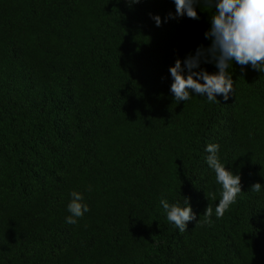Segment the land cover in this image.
Segmentation results:
<instances>
[{"label":"trees","instance_id":"obj_1","mask_svg":"<svg viewBox=\"0 0 264 264\" xmlns=\"http://www.w3.org/2000/svg\"><path fill=\"white\" fill-rule=\"evenodd\" d=\"M197 12L157 27L173 0H0V264H264V73L234 63L228 101L177 104L170 66L209 44ZM208 144L241 176L220 219ZM72 191L90 211L67 224ZM162 197L199 222L180 233Z\"/></svg>","mask_w":264,"mask_h":264},{"label":"clouds","instance_id":"obj_2","mask_svg":"<svg viewBox=\"0 0 264 264\" xmlns=\"http://www.w3.org/2000/svg\"><path fill=\"white\" fill-rule=\"evenodd\" d=\"M140 2L128 0L129 6ZM173 3L175 13H169L163 21L159 15L152 16L157 27L162 22L178 17L199 19L197 8L206 5L213 8L209 18L210 27L204 33L209 44L199 45L194 52L183 60L177 59L169 68L172 78L170 92L177 104L189 101L193 96L204 97L212 103L220 102L218 96L228 101L235 92L233 73L228 71L234 63L240 65L242 70L250 65L253 70L264 73V0H173ZM206 64L214 65L217 71H207L202 67ZM219 148V144L205 147L206 163L214 171L216 183L221 186V198L214 210L217 219L224 216L242 193L241 176L226 167L228 164L221 162ZM262 187L264 185L257 182L251 186V190L260 192ZM160 205L166 213V219L180 233L187 231L188 222L197 221L188 198L184 197L183 204L179 201L170 204L162 197ZM67 211L70 213L65 218L67 224H76L79 218L90 211L82 192L70 193ZM204 215L210 223L213 209L208 206Z\"/></svg>","mask_w":264,"mask_h":264}]
</instances>
